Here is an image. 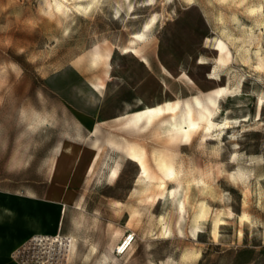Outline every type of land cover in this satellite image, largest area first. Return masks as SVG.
<instances>
[{"label":"rangeland","instance_id":"obj_1","mask_svg":"<svg viewBox=\"0 0 264 264\" xmlns=\"http://www.w3.org/2000/svg\"><path fill=\"white\" fill-rule=\"evenodd\" d=\"M87 1L0 0V200L60 236L26 240L18 214L27 234L0 264H264V0ZM219 88L208 126L179 139L185 104ZM167 101L180 111L135 119Z\"/></svg>","mask_w":264,"mask_h":264},{"label":"bare ground","instance_id":"obj_2","mask_svg":"<svg viewBox=\"0 0 264 264\" xmlns=\"http://www.w3.org/2000/svg\"><path fill=\"white\" fill-rule=\"evenodd\" d=\"M85 1V0H84ZM95 0H92V3ZM88 2V1H87ZM89 3V2H88ZM91 2L85 6L79 5L82 9H88ZM255 10H251L254 12ZM154 22V19H150L147 21L140 32L134 33L131 39L132 44L141 45L145 42L146 32L149 31L150 26ZM219 52H222V48L218 46ZM133 51L131 49H125L124 53H128ZM111 59V52H107L101 50L98 47H95L90 54L89 62L91 65H95L100 61H105L108 63V60ZM142 62L147 64L148 59L145 56H142ZM110 79V78H109ZM93 87L98 89L100 99L104 97L105 94V84H94ZM226 88L217 89L213 92L214 98L211 99L209 97L205 104H202L200 99L197 97L193 98L192 104L186 103L184 106V111L182 113L181 121L177 124L176 130L179 132V139H185L186 141L190 140L192 134L199 130L201 127L208 126L207 122L211 118L213 114V110L210 108L211 106L214 108L217 103V99L225 95ZM230 94V93H227ZM138 99V98H136ZM136 105V104H135ZM180 111V105L177 101H167L156 105H144L142 108L136 111L135 119L141 121L144 124H150L154 122L155 119L163 117L166 114H176ZM132 117V115H131ZM223 128L228 127L227 120L221 124ZM132 151L131 156L138 158V161L142 165V158H140L138 154H136L135 149L131 148ZM62 155L68 157V159L73 162L77 158L78 155V147L73 145L71 142H66ZM156 160L159 161V164L164 167L165 170L171 168L163 160H160L158 157ZM163 182V181H162ZM182 209V207H181ZM17 214H22L25 220L27 227L30 229L29 235L26 240L36 241V244L40 245H48L52 243L59 242V237L56 233V230L51 233L47 226L45 225V220L42 219V214L37 209H35V204L31 205L26 200H20L17 204L9 198H3L0 200V219L2 218H11L15 217ZM218 221H214L212 224V233L216 234ZM49 225V224H48ZM57 229V226H56ZM127 244V240L125 242H121L119 244V249L121 250ZM128 246V245H127ZM126 246V247H127ZM17 251V249H15ZM14 251V252H15ZM45 262L43 261V263Z\"/></svg>","mask_w":264,"mask_h":264},{"label":"crops","instance_id":"obj_3","mask_svg":"<svg viewBox=\"0 0 264 264\" xmlns=\"http://www.w3.org/2000/svg\"><path fill=\"white\" fill-rule=\"evenodd\" d=\"M40 202V200L38 199ZM41 206L43 207L42 203L40 202ZM18 215V214H17ZM21 215V214H19ZM22 222L24 223L25 220L23 219ZM21 220L19 218H2L0 219V262H3L8 256L11 255V253L14 251V247H16L18 244L19 237L15 234H20V238L22 239L25 234H27V230L23 227ZM14 237L12 240V244L10 245L11 247L7 250L6 247L9 245V237ZM17 238H16V237ZM20 242V240H19Z\"/></svg>","mask_w":264,"mask_h":264},{"label":"built area","instance_id":"obj_4","mask_svg":"<svg viewBox=\"0 0 264 264\" xmlns=\"http://www.w3.org/2000/svg\"><path fill=\"white\" fill-rule=\"evenodd\" d=\"M132 237V236H131ZM132 239L129 238V241H127V244H129V242L131 241ZM120 250V249H119ZM120 252V251H119Z\"/></svg>","mask_w":264,"mask_h":264}]
</instances>
